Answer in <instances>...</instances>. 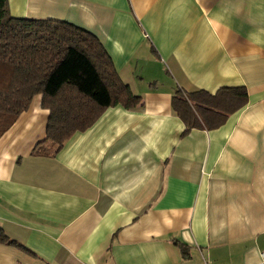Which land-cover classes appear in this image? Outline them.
Returning a JSON list of instances; mask_svg holds the SVG:
<instances>
[{
    "label": "crops",
    "instance_id": "crops-1",
    "mask_svg": "<svg viewBox=\"0 0 264 264\" xmlns=\"http://www.w3.org/2000/svg\"><path fill=\"white\" fill-rule=\"evenodd\" d=\"M93 33L142 105L105 108L54 154L41 94L0 134V264H264V0H8ZM244 86L213 129L176 88Z\"/></svg>",
    "mask_w": 264,
    "mask_h": 264
},
{
    "label": "trees",
    "instance_id": "trees-1",
    "mask_svg": "<svg viewBox=\"0 0 264 264\" xmlns=\"http://www.w3.org/2000/svg\"><path fill=\"white\" fill-rule=\"evenodd\" d=\"M36 94L48 110L44 137L32 153H56L76 131L93 124L108 106L142 105L121 80L112 60L90 31L52 18L17 17L0 0V134L25 111ZM247 102L244 86L176 88L171 108L191 128L213 129ZM0 243L22 247L0 227Z\"/></svg>",
    "mask_w": 264,
    "mask_h": 264
},
{
    "label": "built area",
    "instance_id": "built-area-1",
    "mask_svg": "<svg viewBox=\"0 0 264 264\" xmlns=\"http://www.w3.org/2000/svg\"><path fill=\"white\" fill-rule=\"evenodd\" d=\"M261 257L264 258V251L261 252Z\"/></svg>",
    "mask_w": 264,
    "mask_h": 264
}]
</instances>
